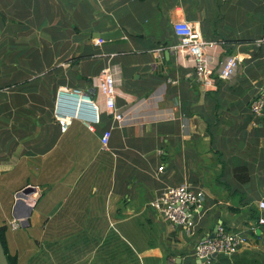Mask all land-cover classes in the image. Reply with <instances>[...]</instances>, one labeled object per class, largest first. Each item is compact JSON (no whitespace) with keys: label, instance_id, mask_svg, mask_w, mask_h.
<instances>
[{"label":"crops","instance_id":"obj_1","mask_svg":"<svg viewBox=\"0 0 264 264\" xmlns=\"http://www.w3.org/2000/svg\"><path fill=\"white\" fill-rule=\"evenodd\" d=\"M181 20L218 42L216 70L229 55L250 61L204 87L170 48ZM118 28L123 36L96 44ZM261 37L264 0H0V227L17 264H264V126L251 112L264 87V55L251 45ZM108 65L122 122L96 88ZM62 88L91 93L93 129L96 109L72 100L62 130ZM183 183L206 194L191 231L150 205ZM220 224L248 243L201 262L194 248Z\"/></svg>","mask_w":264,"mask_h":264},{"label":"built area","instance_id":"obj_2","mask_svg":"<svg viewBox=\"0 0 264 264\" xmlns=\"http://www.w3.org/2000/svg\"><path fill=\"white\" fill-rule=\"evenodd\" d=\"M173 28L179 41L175 45L170 46V48L174 49L179 55L190 59L195 67L196 79L204 87L212 84L214 74L225 80L232 79L237 74L243 62L239 54L227 56L217 65L218 69L216 70L215 66H213V59L209 54L210 50L218 46L216 40L204 37L202 32L190 21H177L174 23ZM103 42H105L104 39L96 38V44L100 45ZM252 44L256 49L261 50L264 55V37L257 38ZM160 50H163V48H160ZM118 73L116 66H105L95 78V83L97 90L105 97V108L113 113L114 120L122 122L123 114L117 107ZM72 100L77 103L76 109L87 104L96 109L95 117L92 120H87V125L93 129V123L100 120V107L96 100L88 96L87 92L83 90L62 88L59 90L55 105V116L62 130L67 128L70 120L69 111H66V108L61 104L66 101L70 103ZM251 112L256 119L254 125L257 126L261 122L264 126V87L252 100ZM111 135V129H106L103 132L101 145L104 149L108 148ZM163 167L160 166L159 170L161 171ZM205 201L206 194L204 190L192 187L188 183H183L164 188L151 200L150 205L173 224L184 226L187 231H191L196 223L195 216L199 213V208L205 204ZM258 205L262 211L258 223L264 224V206H262L264 205V195L259 200ZM11 224L16 227L19 225V221L14 219ZM247 243L248 237L245 234L229 231L224 225L220 224L217 227L215 236L206 237L196 244L194 254L199 259L208 258L210 260L209 257L213 254H235Z\"/></svg>","mask_w":264,"mask_h":264},{"label":"water","instance_id":"obj_3","mask_svg":"<svg viewBox=\"0 0 264 264\" xmlns=\"http://www.w3.org/2000/svg\"><path fill=\"white\" fill-rule=\"evenodd\" d=\"M121 36H123V32L120 28L113 30V31L96 33V37L102 38L104 40H113V39H117ZM169 52H170L169 50L166 51L167 54H169ZM90 94L91 93L87 92L88 96H90ZM33 189L34 188L31 186L23 188V190H21L19 195H18L19 196L18 203H21V201H23L22 198L26 197V195L28 193H30ZM215 235H216V232L214 233V235H212V237ZM217 255L218 254H213L209 257V259H215L217 257ZM207 260H208V258H202L201 262H205ZM0 264H10L6 250H5L3 243L1 241V238H0Z\"/></svg>","mask_w":264,"mask_h":264},{"label":"trees","instance_id":"obj_4","mask_svg":"<svg viewBox=\"0 0 264 264\" xmlns=\"http://www.w3.org/2000/svg\"><path fill=\"white\" fill-rule=\"evenodd\" d=\"M249 42H252V40L250 41L249 40ZM254 42V41H253ZM252 42V43H253ZM252 46H253V44H251ZM165 46H167L166 44H165ZM255 48V47H254ZM256 49V48H255ZM230 54H233V53H230ZM254 57H263L262 56V52H261V50H259V49H257L256 51H255V53H254V55H253ZM248 61H250L249 59H245V60H243V62H242V66H244V65H246L247 63H248ZM260 65H262V63L261 64H259V66ZM245 67V66H244ZM247 67H249V66H247ZM249 72H251V70H249ZM5 232H6V226H4V227H0V238H1V241H2V243H3V246H4V248H5V250H6V253H7V256H8V260H9V262H10V264H17V261H16V259L14 258V257H12L10 254H9V251H8V248H7V242H6V237H5Z\"/></svg>","mask_w":264,"mask_h":264},{"label":"rangeland","instance_id":"obj_5","mask_svg":"<svg viewBox=\"0 0 264 264\" xmlns=\"http://www.w3.org/2000/svg\"><path fill=\"white\" fill-rule=\"evenodd\" d=\"M235 32H236V31H235ZM261 63H263V62L260 61L259 64H261ZM257 64H258V62H257ZM242 68H243V67L240 65V67H239V69H238V72H240V70H242ZM234 77H235V76H234ZM234 77H233V78H234ZM233 78H232V79H233Z\"/></svg>","mask_w":264,"mask_h":264},{"label":"bare ground","instance_id":"obj_6","mask_svg":"<svg viewBox=\"0 0 264 264\" xmlns=\"http://www.w3.org/2000/svg\"><path fill=\"white\" fill-rule=\"evenodd\" d=\"M241 57V56H240ZM242 58V57H241Z\"/></svg>","mask_w":264,"mask_h":264},{"label":"clouds","instance_id":"obj_7","mask_svg":"<svg viewBox=\"0 0 264 264\" xmlns=\"http://www.w3.org/2000/svg\"><path fill=\"white\" fill-rule=\"evenodd\" d=\"M262 206H264V205H262Z\"/></svg>","mask_w":264,"mask_h":264}]
</instances>
